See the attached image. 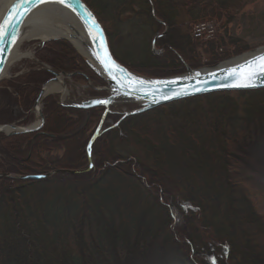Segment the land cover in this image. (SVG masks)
<instances>
[{
	"label": "trees",
	"instance_id": "obj_1",
	"mask_svg": "<svg viewBox=\"0 0 264 264\" xmlns=\"http://www.w3.org/2000/svg\"><path fill=\"white\" fill-rule=\"evenodd\" d=\"M84 2L114 57L143 76L202 67L201 52L210 65L247 51L227 33L205 43L192 36L197 24L227 27L247 0ZM48 46L43 63L85 72L103 86L68 43ZM49 78L39 70L1 88L25 109ZM102 114L46 98L40 131L0 135V174L85 168ZM111 127L92 147L94 175L0 179V264H264V215L256 204L264 202V90L188 99ZM57 149L63 153L53 156Z\"/></svg>",
	"mask_w": 264,
	"mask_h": 264
},
{
	"label": "water",
	"instance_id": "obj_2",
	"mask_svg": "<svg viewBox=\"0 0 264 264\" xmlns=\"http://www.w3.org/2000/svg\"><path fill=\"white\" fill-rule=\"evenodd\" d=\"M2 1L0 0V4ZM48 9L65 11L72 17L82 32L80 34L72 29L69 39H52L49 42L63 41L68 43L81 58L88 70L104 85L100 88L92 87V89L99 93H105L102 97H92L84 100H63L59 95V105L63 108L87 112L93 109H103L104 112L86 148L88 167L85 170H60L37 176L12 177L10 175H0V178L17 181H45L56 175L88 174L94 169L91 154L92 146L105 132L103 126L107 116L117 114L114 110L120 107L131 106L135 109L120 113L121 120L118 123L127 118L139 116L157 108L188 99L219 93L264 90V76H261L260 80L255 81V87L234 88L224 86L235 82L233 77L228 76V73L234 68L239 69L247 61L264 55V46L239 57L207 67L191 69L186 66L185 73L172 77L151 78L137 74L120 64L114 58L103 26L83 0H63V3L60 0H12V3L0 19V83L5 80L6 73L10 68L9 61L12 54L23 42L27 23L35 14L41 11H48ZM43 44H46V42H40L39 45L42 46ZM76 44L81 51L75 47ZM152 52L153 54H157L154 47L152 48ZM37 63L51 76V79L41 87V91L32 107L31 112L37 115L38 123L31 127H19L16 125L0 126V134H4L6 137L32 134L40 131L45 122L41 104L48 97L45 93L46 86L60 82L61 78L69 79L75 75L56 73L44 64L38 61ZM108 63L115 65V67L109 68ZM63 87L64 90H67L66 84ZM176 93H180V95H176ZM99 101H104L105 103H99Z\"/></svg>",
	"mask_w": 264,
	"mask_h": 264
},
{
	"label": "rangeland",
	"instance_id": "obj_3",
	"mask_svg": "<svg viewBox=\"0 0 264 264\" xmlns=\"http://www.w3.org/2000/svg\"><path fill=\"white\" fill-rule=\"evenodd\" d=\"M98 21H99V19H98ZM100 24L103 26V24L101 22H100ZM201 24H205V23H201ZM221 24H224V23L219 22V24H218V23L214 22V23L208 24L209 26H211L213 28V36L210 39L205 38L203 41L202 40H200V41L205 43V42L211 41L213 39L215 40V38L217 39L219 36L225 37L224 33H227L228 35H226V36H228L230 38H237V39L241 40L242 43L244 44V46L247 48V51L242 52L236 56L232 55V57H230L226 60L239 57L243 54H246L248 52H251V51H254V50H257V49L263 47L264 46V0H247V2L245 3L242 10H240L238 12L237 11L233 12V20H232V22H230V24L227 27L222 29V28H220ZM55 42H63V41L49 42L47 44H43L42 46L39 45L40 44L39 41L22 42L20 44V46L18 47L19 53L29 54V55H31V57L23 59L17 63H14L13 65H11L10 68L8 69L7 73H6L5 80H3L0 83V99H3L2 97H5L4 100H2V105H1V100H0V116H1L2 112H4V111L11 113V114L9 113L11 115V118H10V120L6 118V120H8V123H5V125L8 124V125L21 126V127H31V126L38 123L37 115L35 113L31 112L37 95L34 96L33 99H31V102H29L28 106L24 109L23 107L20 106V104H19L20 102L19 103L13 102V100H15V98H16L15 95H11L13 92H11V90H7V91L5 90V92H3L1 85L4 83L12 82L13 79L15 80L16 78H19L20 76H23L25 74L27 76L28 74L34 73V72L39 71V70L44 71V68L41 65H39L37 63V61L44 64L45 66H47V68L54 70L49 65L43 63L40 59H42L43 57L45 58L46 52L50 48V46H48V44L55 43ZM155 52H157L156 48H155ZM232 52L233 51L231 50V53ZM200 56H203V58L201 60H202V63L204 65L202 67L214 65V64H210V65L206 64L207 57L202 55V52H201ZM226 60H222L220 62H223ZM220 62H218V63H220ZM215 64H217V63H215ZM202 67H199V68H202ZM199 68H191V69H199ZM54 71L58 72L56 70H54ZM58 73H60V72H58ZM183 73H185V71L180 73V74H176V75H181ZM67 74L72 75V73H67ZM176 75H171V76H167V77H172V76H176ZM50 78H51V76H50ZM50 78L48 80H50ZM163 78H165V77H163ZM48 80H46L43 84H40L38 91ZM64 81L66 82L67 92H68V98L67 99H69V100H73V99L84 100L87 98L104 96V93L100 94L99 92H96L92 89V87L96 88L94 85L86 84V82H82L79 80H77V82H75L74 78L73 79H70V78L64 79ZM38 91H37V94H38ZM230 94L235 95L236 93H230ZM49 97L54 98V100L57 101V105L59 107H61L59 105V95H52ZM6 108H8V109H6ZM61 108H63V107H61ZM41 109H42V113H43L44 102L41 104ZM133 109H135V108L128 106V107H120V108L114 110V112L117 114L107 116V118L105 119L103 129L105 130L106 128L113 126L114 125L113 120H115L113 118H121V115H119L120 113L129 112ZM23 117H25V118H23ZM111 117H112V119H111ZM20 118H23L22 120H26V118H27L28 122L26 124L19 125V122H21V121L18 119H20ZM6 120L2 119V122L6 121ZM1 125L2 124H0V126ZM94 133H93V135H94ZM0 135H4V134H0ZM53 152H54L53 156L54 155L60 156L63 153V151L61 149L60 150H58V149L53 150ZM91 154H92V152H91ZM92 161H93V165H94L93 158H92ZM87 167H88V162H87V166L85 168H82L79 171L85 170ZM55 171H60V170H54V171H51L49 173H52ZM95 172H96L95 169H93L89 173L94 175ZM49 173H47V174H49ZM0 175H10L12 177L20 176V175L9 174V173L0 174ZM25 176H37V175H25ZM56 176H58V175H56ZM61 176H63V175H61ZM64 176H70V175H64ZM71 176H75V175H71ZM53 177H55V176H53ZM53 177H51V178H53ZM0 179H6V178H0ZM11 180H14V179H11ZM256 204H257L259 213L264 215V202H262L260 199H256Z\"/></svg>",
	"mask_w": 264,
	"mask_h": 264
},
{
	"label": "bare ground",
	"instance_id": "obj_4",
	"mask_svg": "<svg viewBox=\"0 0 264 264\" xmlns=\"http://www.w3.org/2000/svg\"><path fill=\"white\" fill-rule=\"evenodd\" d=\"M11 3H12V0H3L1 2V4H0V19L3 17V15L5 14L7 8L10 6ZM26 27H27L26 33L23 36V42L39 41V42H46V44H47L52 39H60V38L69 39V35L72 33V31H71L72 29L79 32L80 34L82 33L81 30L79 29L78 25L72 19V17L69 14H67L65 11H62L60 9H48V11L38 12L29 20ZM193 30H194V28L192 29V35H193ZM166 33H167V28L164 29L163 33L159 37L165 36ZM75 47L79 51H81L77 44L75 45ZM153 47H155L154 44H153ZM111 53L113 55L112 51H111ZM81 54H82V52H81ZM30 57H31V55L21 54V53H19V50L16 49L15 52L11 56V59L9 61V64H10L9 66H11L14 63H17L23 59L30 58ZM89 72L93 76H95L90 70H89ZM56 73H58V72H56ZM60 73H65V72H60ZM65 74H67V73H65ZM72 74H75V75L73 77H71L70 79H73L76 76H81L84 78L86 84L93 85L91 78L86 73L75 72ZM68 75H70V74H68ZM60 80L61 81L58 83H52V84H48L46 86L45 93L48 95V97L52 96V95H60L61 98H63V100L68 98L67 90H64V87H63V85L66 84V82L64 81V78H61ZM95 87L99 88L100 86L99 87L95 86ZM40 91H41V88L38 91V94H36L37 97H38ZM37 97H36V99H37ZM36 99H35V101H36ZM44 100H43V102H44ZM120 120H121V118H120ZM3 125H5V124H2L1 126H3ZM6 125H8V124H6ZM19 127H21V126H19Z\"/></svg>",
	"mask_w": 264,
	"mask_h": 264
},
{
	"label": "snow or ice",
	"instance_id": "obj_5",
	"mask_svg": "<svg viewBox=\"0 0 264 264\" xmlns=\"http://www.w3.org/2000/svg\"><path fill=\"white\" fill-rule=\"evenodd\" d=\"M60 2L63 3V0H60ZM93 23H95V21H93ZM108 67L113 68L115 65L108 63ZM228 76L233 77L235 82L224 85L225 87H255V81L260 80L261 76H264V55L247 61L245 64L241 65L239 69H232V71L228 73ZM176 95H180V93H176ZM99 103L105 102L99 101Z\"/></svg>",
	"mask_w": 264,
	"mask_h": 264
},
{
	"label": "built area",
	"instance_id": "obj_6",
	"mask_svg": "<svg viewBox=\"0 0 264 264\" xmlns=\"http://www.w3.org/2000/svg\"><path fill=\"white\" fill-rule=\"evenodd\" d=\"M213 36V28L208 24H200L194 27L193 37L196 40L210 39Z\"/></svg>",
	"mask_w": 264,
	"mask_h": 264
}]
</instances>
